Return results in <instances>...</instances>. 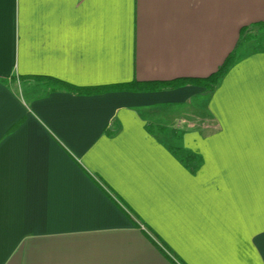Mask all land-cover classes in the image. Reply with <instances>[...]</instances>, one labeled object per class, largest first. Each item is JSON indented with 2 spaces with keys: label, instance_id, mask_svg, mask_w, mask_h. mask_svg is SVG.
<instances>
[{
  "label": "crops",
  "instance_id": "crops-1",
  "mask_svg": "<svg viewBox=\"0 0 264 264\" xmlns=\"http://www.w3.org/2000/svg\"><path fill=\"white\" fill-rule=\"evenodd\" d=\"M255 23L264 0H0V264H264V43L210 93L18 80L205 78Z\"/></svg>",
  "mask_w": 264,
  "mask_h": 264
},
{
  "label": "trees",
  "instance_id": "trees-1",
  "mask_svg": "<svg viewBox=\"0 0 264 264\" xmlns=\"http://www.w3.org/2000/svg\"><path fill=\"white\" fill-rule=\"evenodd\" d=\"M253 26H259L263 27L264 23H255ZM250 27H243L239 32V39L237 41V44L235 45L234 49L227 55L224 62L222 63L221 67L213 74H211L208 77L205 78H187V79H176L169 82H161V83H155V82H148V83H137L133 82L128 85L123 86H117V87H105L101 89H82L77 88L75 86H72L70 84H67L65 82H62L60 80H56L49 77L44 76H19L18 80L19 82L29 81L32 80L36 83L42 84L44 86H47L51 91H65V92H71L74 94H90V93H97V92H105L110 91L114 89H126V90H147V91H156L161 89H175L180 86L185 85H196L200 87H205L207 92L214 91L219 81L224 77V75L227 73L229 68L235 63V61L238 59V53L245 42H249L251 39H249L248 31ZM248 35V36H247ZM245 37V38H244ZM135 86H138L135 88ZM161 132L165 133L167 132L165 129H159ZM175 137L178 139L181 138V134L174 133ZM168 150L171 154H173L179 163L191 174L195 175L198 168L201 165V159L196 156L195 154L188 152L186 150H183L182 148L178 147H168Z\"/></svg>",
  "mask_w": 264,
  "mask_h": 264
},
{
  "label": "rangeland",
  "instance_id": "rangeland-1",
  "mask_svg": "<svg viewBox=\"0 0 264 264\" xmlns=\"http://www.w3.org/2000/svg\"><path fill=\"white\" fill-rule=\"evenodd\" d=\"M248 35H249V39H251L249 42H254L256 47V50L260 49V46L263 45L264 43V26L263 27H259V26H252L249 31H248ZM247 35V36H248ZM245 38V37H244ZM19 88V87H18ZM17 93H21V90L17 89ZM32 92H28L26 94H24L23 92L21 93V95L24 96H29L32 95Z\"/></svg>",
  "mask_w": 264,
  "mask_h": 264
}]
</instances>
